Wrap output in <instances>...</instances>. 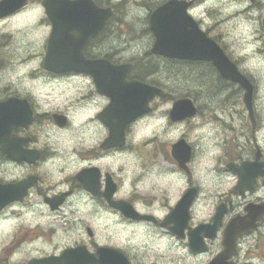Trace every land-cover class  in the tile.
I'll return each instance as SVG.
<instances>
[{
    "label": "flooded vegetation",
    "instance_id": "flooded-vegetation-1",
    "mask_svg": "<svg viewBox=\"0 0 264 264\" xmlns=\"http://www.w3.org/2000/svg\"><path fill=\"white\" fill-rule=\"evenodd\" d=\"M42 1L13 0L10 4L5 3L0 7V105L9 102L8 109L15 116L12 121L13 127L10 134L12 139L9 145L16 152L15 158L10 159L0 151V185H10L12 188L9 202L0 210V218L5 213L13 211L10 208L13 203H20L29 211L45 214L46 218L51 216L55 224L48 222L46 227H39L41 233L45 237L60 236L63 239L68 237L71 242L63 246L61 253L69 249L76 250L74 257L78 264H95L91 257L96 255L102 257V260L106 259L103 264H114L116 256L119 257L116 258V264H157V260L165 264H225L227 258L228 264H250L253 259L258 260L259 264H264V196L255 195L257 191L264 189V109H258L254 101L255 79L248 75L247 71L241 70L238 59L233 58L226 49L231 61L253 84L254 96L251 111L243 105L241 87L223 80L210 69L205 71H208L216 82V92L208 93V96L218 97L223 107L216 109L218 113H214V109L211 108H201L196 94L189 93L188 98L195 105V114L191 118L173 122L169 118V109L178 96L168 91L167 86L157 81L156 77L145 75V63L147 59L149 61V58L141 54L127 56L125 53L127 48L114 45L116 5L110 0H62L84 1L85 8L90 10L91 3H94L102 9L111 7L114 12L95 34L85 27L92 24L88 18L92 16L91 12L76 13L82 25V28L78 30L76 20L68 18L67 14L61 15L58 21L63 34L60 37L61 47L59 48L61 59L57 62L45 63L53 25L46 15ZM167 1L169 0H161L156 7ZM182 1L188 5L187 12L193 17L192 11L196 1ZM255 2L256 0H253L250 3ZM33 5L40 9L42 14L40 22L33 28L25 27L24 31L19 29L13 36V28L18 22L31 17L29 10ZM148 19L147 25H149ZM197 23L201 27L200 22L197 21ZM37 30L42 31L39 39L34 38ZM144 32L150 36L151 49L154 36L150 33L149 26ZM22 42L27 44L23 53L16 55L14 52V55H11L10 50L16 49ZM82 42L84 45L75 54L74 52ZM148 55L156 61H168L174 65L184 63L191 65L187 72L191 75L189 71L194 63L167 59L160 55ZM93 62L102 66L132 65L126 77L127 82H140L162 90L165 93L164 97H155L150 101L152 111L149 116L159 111L161 106L170 105L162 114L168 117V124L173 131L178 129L181 123L191 129L203 126L209 130V133L201 134L203 144L211 142L209 151L214 155V164L207 172H198L200 164L196 162V147L184 135L177 141L184 140L188 144L191 153L187 160L183 161L179 156L181 161L179 162L171 155L170 150L166 157L173 170H179L182 175L189 177V186L180 194V203L184 204L178 206L172 216L177 223V231L175 234H169L174 235L181 242H186V250L176 251L165 246L164 252L159 251V248L141 251V248H146L143 243L141 246L129 243L130 238L139 242L142 241V237L160 230L158 225L162 221L154 215L156 209L147 208L145 211L137 212L141 219L121 215L120 220L113 221L111 224L104 221L97 222L96 219L82 215L78 216L73 211L74 205L85 198L99 201L104 205L105 211H116L110 204L104 203L100 193L109 191L110 194L121 186L123 180L109 171L110 161L99 158L124 150L127 133L137 122L147 118L143 116L126 127L125 144L122 147L109 148L105 146L109 129L99 115L111 102L107 96L98 92L94 77L84 73L55 74L43 70L44 66H91ZM26 64L42 68L44 73L35 77L27 76L30 80L42 79L44 83L55 80L61 85H71V87L62 88L54 96L50 92L34 95L33 92H37L35 85L32 86V91L22 87L23 76L13 80L12 76L1 74L2 68L13 69ZM188 77L193 85L194 79ZM231 98L238 99V105H235V101L228 104ZM45 105L49 106L47 110H44ZM239 105L241 107H237ZM206 115L211 116L204 117ZM199 121L202 123L199 124ZM98 129L102 134L101 140L98 139ZM104 129H107L106 135L103 134ZM68 143L72 145L69 153L65 151ZM18 145L20 149H16ZM155 151L159 153L160 149L155 147ZM202 151L207 150L203 147ZM17 152L23 156H17ZM73 155L78 159H70ZM79 159H87L91 162L90 167L83 169L82 174H78L79 182L73 180L70 174L67 177L71 181V187L68 190H59L56 195L47 196L43 200L40 196L31 195L34 189H38L43 195L46 189L41 185H62L64 181L58 178V172L74 166ZM45 164L47 167L39 171ZM20 170H23L20 173L22 179L5 182V176L15 175ZM230 175H237L238 182L232 187H225V181ZM28 186L29 190L26 192L25 189ZM135 194L136 191L126 194L125 199L113 200L112 203H132ZM7 199L0 197L1 202ZM209 203L212 214L206 216L205 208L209 206ZM41 204L46 206V210L45 207H41ZM145 205L151 204H142V207ZM185 206H187L186 213ZM141 224L147 227V233L137 232L135 236H132L131 233L126 232L127 228L139 227ZM54 226L56 231L53 229ZM106 228L113 229L110 239L105 233ZM101 239H104V243L100 242ZM205 255L210 256L211 259L203 260L202 257ZM48 256L52 255L45 254L42 257Z\"/></svg>",
    "mask_w": 264,
    "mask_h": 264
},
{
    "label": "rangeland",
    "instance_id": "rangeland-1",
    "mask_svg": "<svg viewBox=\"0 0 264 264\" xmlns=\"http://www.w3.org/2000/svg\"><path fill=\"white\" fill-rule=\"evenodd\" d=\"M117 6V11L114 20V45L115 47L127 48L125 52L127 56L142 55L148 56L151 39L149 34L144 32L147 28V19L149 13L155 9L161 0H110ZM196 5L192 11V15L196 21H199L201 28L208 33V35L219 42L220 46H224L227 52L231 54L233 58H237L242 71H247L252 78L255 79L256 95L254 98L255 104L258 109H264V68H257L255 63H249L245 65V61H254L256 57L260 60H264V33L262 29V22L264 21V0H256V4H251L245 0H195ZM40 10V9H39ZM35 5L31 6L28 19H23L18 22L16 27L13 28V36L21 29L24 31L25 27H35L40 22L42 14ZM151 10V11H150ZM42 12V10H41ZM251 26V27H250ZM17 29V30H15ZM42 31L37 30L34 33V38L39 39ZM251 35L252 40L248 37ZM258 43V47L254 48L251 52H245L244 50L251 44ZM26 42L19 43L16 49H11V55H20L23 53ZM140 51V52H139ZM244 53L241 55V53ZM259 63V61H256ZM19 67H27L28 72L25 76H40L43 73L42 68L26 64L23 66L10 68H2V76H12ZM174 68L171 64L164 61H153L151 67L146 75L156 77L157 81L164 83L168 91L176 94L178 98L184 97L189 93H195L198 99V104L201 108L214 109V113H218L216 109L223 107V104L219 102L218 97L212 98L208 96V93H215L216 87L214 79L208 71V66L199 67V69H191L188 75L187 70L175 64ZM191 72V73H190ZM190 76L194 79L193 85ZM196 81V82H195ZM214 84V85H213ZM212 85V86H211ZM173 87L171 90L170 88ZM235 101V105L239 102L238 99L229 100L228 104ZM238 105V104H237ZM170 105H163L161 109L146 119L137 122L131 130H135L137 133H144L141 140L138 143H132L129 137L127 143L122 150L121 155L118 157L122 161L121 167L127 174L131 184H137L140 182L141 177L137 174V168L139 167L137 160L134 157H138L144 161L145 175L153 163H167V166L172 169L170 161L166 160L169 155L170 146L176 142L181 136H186L190 142L196 147L197 159L196 162L200 164L198 172H207L214 164V155L209 151L211 142L203 144L202 133H209L207 127H197L194 129L178 128V132L175 135H169L166 140L157 139V129L161 128L160 118L164 117L162 112L167 110ZM237 107H241L240 105ZM213 114V113H212ZM211 114V115H212ZM206 115L204 117H210ZM84 118V117H82ZM201 124L202 122H198ZM214 124V123H212ZM211 124V125H212ZM166 127L170 132H175L172 127L166 122ZM211 128V127H209ZM177 130V129H176ZM205 136V135H204ZM98 139H102L100 129H98ZM155 141V142H153ZM203 144V145H202ZM151 145V147H149ZM155 147L160 149L159 153H156ZM203 147L207 151H202ZM72 149V145L68 143L65 147V151L69 153ZM108 164L112 167L115 161H110ZM122 180L125 177H120ZM151 183V182H149ZM177 188L176 184L170 185V191L175 194ZM181 194V193H180ZM131 198V196H129ZM134 201L141 204H152L156 198L151 187L140 192L136 191L133 196ZM37 214L38 219H42L43 223L34 227L23 225L18 228L13 226V230L8 234L0 227V255L6 256L9 252L17 251L22 252L23 257L18 264L23 263L31 258L30 253L33 250H40V245H48L51 237H45L40 231L39 227H46L48 222H52L54 225L55 220L45 217V214L38 211H33ZM9 213V214H8ZM8 214V215H7ZM21 215L19 212L10 211L3 215L0 220L4 218L15 219ZM46 219H44V218ZM55 231L57 230L54 226ZM49 235H51L49 233ZM60 237V236H59ZM60 239H63L60 237ZM36 244L37 248L33 249L29 245ZM67 244V243H65ZM64 244V245H65ZM141 246L142 241L136 243Z\"/></svg>",
    "mask_w": 264,
    "mask_h": 264
},
{
    "label": "water",
    "instance_id": "water-1",
    "mask_svg": "<svg viewBox=\"0 0 264 264\" xmlns=\"http://www.w3.org/2000/svg\"><path fill=\"white\" fill-rule=\"evenodd\" d=\"M11 1L13 0H7L6 3L10 4ZM41 3L53 25L47 45L45 63H53L61 59L59 58V52H61L59 48L61 47L60 37L63 34L58 24L61 15L67 14L68 18L73 21L76 20V28L78 30L82 28V25L76 13L91 12L92 16L88 18L92 24L85 27L91 30L92 34H95L103 27L107 18L113 12L112 9L98 8L94 3H91V10L87 9L84 6L86 3L84 1L43 0ZM64 5L65 8H63ZM187 8L188 5L184 1L178 4L175 0H170L151 13L149 30L155 38L151 53L172 59L211 63L221 78L241 86L244 90V103L250 109L253 95L252 85L239 73L236 65L229 60L217 43L209 38L199 28L196 21L187 14ZM83 45L84 42L80 44L76 52H73L75 54L78 53L77 51ZM97 62H93L91 66H44L43 68L57 74L72 72L84 73L94 77L98 92L109 97L111 101L101 115L103 116V118L101 117L102 120L109 128V137L105 146L119 147L124 144V129L126 125L149 113L151 111L148 106L149 101L156 96H163L164 94L161 90L150 85L139 82H127L126 77L132 65L114 66L108 64L107 66H102L96 64ZM8 104L9 102L0 105V151L8 158L13 159L16 152L13 151V147L9 143L12 139L10 134L13 127L12 121L15 116L8 109ZM194 114L195 108L192 102L188 99H181L173 103L170 117L173 121H180L190 118ZM16 149H20V146L18 145ZM189 154L190 149L184 141H179L172 145V155L179 162H181L179 156L183 161H186ZM17 156L21 157L23 154L17 152ZM11 194L12 188L10 185L0 188V197L8 198L5 202L0 201V210L4 204L9 202ZM119 204H123V202H119ZM125 211L131 215L129 209L125 208ZM128 217L133 219L142 218L137 214ZM75 251L67 250L58 257L32 260L28 264H78L74 257ZM116 258L119 257L116 256ZM116 258H114V264H116ZM103 262H106V259Z\"/></svg>",
    "mask_w": 264,
    "mask_h": 264
},
{
    "label": "clouds",
    "instance_id": "clouds-1",
    "mask_svg": "<svg viewBox=\"0 0 264 264\" xmlns=\"http://www.w3.org/2000/svg\"><path fill=\"white\" fill-rule=\"evenodd\" d=\"M176 3L181 4L182 0H175ZM6 0H0V5H4ZM251 27V26H250ZM249 40H252L253 37L249 35ZM258 43H253L249 45L244 51L251 52L254 48L258 47ZM244 53L242 52L241 55ZM259 61V63H256ZM249 63H255L257 68H264V60H260L259 57H256L254 61H245V65ZM28 72L27 67H19L15 73L12 75V79L15 80L16 77H24V82L22 87L27 89L28 91H32V86L35 85L37 88V92H33V94L50 92L53 96L57 91L61 90L64 87H71V85H61L57 81L53 80L49 83H44L42 79L30 80L25 73ZM51 98V97H49ZM49 106L45 105L44 110H47ZM68 111V109H66ZM99 111V109H97ZM168 117H161L160 124L161 128L157 129L158 133L157 139L163 141L168 138L169 135H175L178 132V129L175 132H170L166 127ZM180 128H184L185 125L181 123L179 125ZM103 134H107V129L103 130ZM129 139L132 143H138L144 133H137L134 129L127 133ZM41 140L43 138L41 137ZM151 147V145H149ZM219 151V149L217 150ZM121 153L116 152L112 155H105L100 157L99 159L105 161H115V164L109 169L112 174L117 175L118 177H125L122 181L121 186L118 189H114L109 195V191L100 193L101 199L106 204H110L113 209L116 211L108 212L104 210V205L99 203V201L89 200L85 198V200L81 201L74 205L73 211L78 216H85L89 218L96 219L97 222L104 221L108 224H111L113 221H118L121 219V215L123 216H134L137 212L145 211L147 208L156 209L154 211V215L162 221L160 225H158L159 231L155 233H149L148 235L142 237V243L146 248H141V251L147 250H155L159 248V251L164 252L165 246H169L176 251H181L182 249L186 250V242H181L175 238L174 235L177 231V223L174 219H172L173 214L176 212L178 206L184 203H180L181 195L180 193L184 191L189 186V177L186 175H182L179 170H173L167 166V163H153L150 167V170L147 171L145 175L144 161L138 157H134L137 160L139 167L137 168V174L141 177V180L137 184H131L129 179L127 178L126 172L119 167L122 164V161L118 159ZM70 159L77 160L78 157L73 155ZM91 166V162L87 159H79L78 163L72 167H67L58 172V178L63 180L64 183L59 186L52 185H41L42 188H45L43 195H41L38 189H34L31 192V195L40 196L41 200L45 199L47 196L56 195L59 190H68L71 187V181L67 179V177L72 174V179L79 182V175L82 174L83 169ZM47 167V164L42 166L39 171H43ZM23 170L18 171L15 175H8L4 177L5 182H11L17 179H22L20 173ZM239 177L237 175H230L227 177L225 181V187H232L234 184L238 182ZM151 182V183H149ZM173 183L176 184V192L172 194L170 191V185ZM3 185H0L2 188ZM151 187L155 199L153 200L151 205H145L142 207L140 202L133 201L132 203H112L113 200L120 201L125 199L126 194H131L134 191H144ZM29 190V186L26 187L25 191ZM257 197L264 196V189L257 191L255 193ZM41 207L46 206L41 204ZM10 208L15 211L21 213V215L17 216L15 219L4 218L0 220V227H2L5 231V234H8L13 230V226L18 228L23 225H28L29 227H34L36 225H40L43 223L42 219L37 218V214L29 211L27 207L22 206L20 203H13L10 205ZM125 208L129 209L131 215H129ZM185 213L187 212V206L184 209ZM212 214V207L209 203V206L205 208V215L210 216ZM167 217V219H165ZM207 222V220H205ZM123 228V225H121ZM78 231H83L82 229H78ZM126 232L131 233L132 236H135L137 232L147 233L148 229L145 225L141 224L139 227L133 226L126 229ZM105 233L107 237L110 239L113 235V229L106 228ZM206 235V233H205ZM71 241L68 237L64 239H60L59 236H54L48 245H40V248L43 250H33L30 253L31 257H42L45 254H50L54 256H60L61 251L63 250V246L65 243H70ZM101 243H104V239H101ZM130 244H136L137 241L135 239H129ZM29 247L36 249L37 245L32 244ZM22 252H9L6 256L0 255V264H18V262L22 259ZM92 260L95 264H103L102 257L99 255L92 256ZM203 260L211 259L210 256L205 255L202 257ZM157 264H165V262L157 260ZM225 264H228V258L225 260ZM250 264H259L258 260L253 259Z\"/></svg>",
    "mask_w": 264,
    "mask_h": 264
}]
</instances>
